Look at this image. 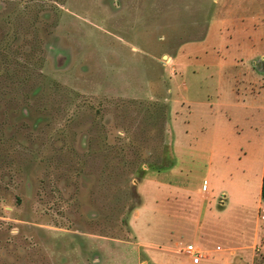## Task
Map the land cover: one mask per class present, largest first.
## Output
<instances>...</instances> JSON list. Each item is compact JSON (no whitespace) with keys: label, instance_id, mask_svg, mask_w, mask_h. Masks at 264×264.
<instances>
[{"label":"rangeland","instance_id":"obj_1","mask_svg":"<svg viewBox=\"0 0 264 264\" xmlns=\"http://www.w3.org/2000/svg\"><path fill=\"white\" fill-rule=\"evenodd\" d=\"M263 66L264 0H0V264H264Z\"/></svg>","mask_w":264,"mask_h":264},{"label":"crops","instance_id":"obj_2","mask_svg":"<svg viewBox=\"0 0 264 264\" xmlns=\"http://www.w3.org/2000/svg\"><path fill=\"white\" fill-rule=\"evenodd\" d=\"M257 68H260V67H262V65L259 63V62H257ZM264 67V66H263ZM262 71H264V69L262 70ZM231 92H233V89H232V91ZM233 102L234 101H236L234 98H233V100H232ZM234 105H240L239 103H233ZM238 108H241V107H238ZM190 125H189V122H187V124H186V128L187 127H189ZM193 128H195V125H193V127H192V129ZM187 131H186V135H187ZM218 132H216V134H217ZM255 134H257L256 133V131L255 132H253V135H255ZM252 144H250L249 145V148H251V149H253V151L255 152V154H256V157H257V159H258V161L260 162V163H263V168H261V171H260V175H259V179H260V183H259V187H260V190H261V182H262V177H263V173H264V138H262L261 136H260V133H259V136H257V137H255V136H252ZM222 141H223V138L222 137H217V136H214L213 138H212V143H217V144H220V143H222ZM172 149H173V153L175 154V152H176V147H175V144L173 143V145H172ZM211 154H212V152H211ZM174 168V167H173ZM171 170V169H170ZM169 170V171H170ZM153 183H155V184H157V185H163V186H169V187H172V186H170V185H167V184H161V183H158V182H154V181H152ZM202 189H204V188H202ZM259 190V191H260ZM261 192V191H260ZM222 203H223V206H224V209H225V205H226V203L224 202V201H222ZM210 264H212V263H210Z\"/></svg>","mask_w":264,"mask_h":264},{"label":"trees","instance_id":"obj_3","mask_svg":"<svg viewBox=\"0 0 264 264\" xmlns=\"http://www.w3.org/2000/svg\"><path fill=\"white\" fill-rule=\"evenodd\" d=\"M175 165V158H170L169 159V162L166 166H154V165H151L148 170L150 172H155V173H161V172H164V171H169L170 169H172ZM148 170L147 171H142L143 172V177H145L148 173ZM260 196H261V199L264 201V173H263V177H262V182H261V190H260Z\"/></svg>","mask_w":264,"mask_h":264},{"label":"built area","instance_id":"obj_4","mask_svg":"<svg viewBox=\"0 0 264 264\" xmlns=\"http://www.w3.org/2000/svg\"><path fill=\"white\" fill-rule=\"evenodd\" d=\"M261 219L264 220V216H261ZM184 251L188 255L191 264H201L202 253L193 244H187Z\"/></svg>","mask_w":264,"mask_h":264}]
</instances>
